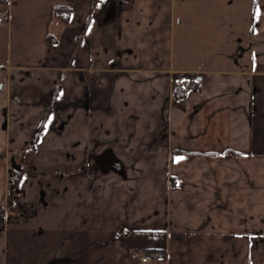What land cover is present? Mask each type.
Segmentation results:
<instances>
[{"label": "crops", "instance_id": "0c3cea01", "mask_svg": "<svg viewBox=\"0 0 264 264\" xmlns=\"http://www.w3.org/2000/svg\"><path fill=\"white\" fill-rule=\"evenodd\" d=\"M226 2L243 40L206 67L220 0L0 5V264H264V15Z\"/></svg>", "mask_w": 264, "mask_h": 264}, {"label": "trees", "instance_id": "16d2710c", "mask_svg": "<svg viewBox=\"0 0 264 264\" xmlns=\"http://www.w3.org/2000/svg\"><path fill=\"white\" fill-rule=\"evenodd\" d=\"M99 0H91L92 6L97 4ZM112 2H115L114 0ZM116 4V2H115ZM0 5L5 10V14H7V5L8 0H0ZM54 15L59 17L61 21H67L69 17V9L66 7H56L54 9ZM200 81H198L197 77L185 73H175L172 76V84H171V94L173 99H179L183 97L189 89L198 88L200 85ZM42 131V125L39 127L38 132L36 134L35 139L40 137V133ZM25 164H17L16 162H12L9 165V188L6 194V205H10L11 202L15 199V197L19 193L18 183L21 177V174L24 170ZM3 207L0 205V226L3 225ZM142 253L150 255L155 258L157 261H163L165 259V250L164 249H145Z\"/></svg>", "mask_w": 264, "mask_h": 264}, {"label": "rangeland", "instance_id": "374dc122", "mask_svg": "<svg viewBox=\"0 0 264 264\" xmlns=\"http://www.w3.org/2000/svg\"><path fill=\"white\" fill-rule=\"evenodd\" d=\"M111 1H113V0H111ZM114 1L116 2V6L114 7L116 9L118 8L119 5H121V4L123 5L124 2H126V0H114ZM186 1H189V0H186ZM220 1H221V3L219 4L218 8H220L222 6L223 9L220 10V12H217V14L215 16V19L219 17L220 21H221V24L218 27H215V30L216 31L222 30L223 33H219L220 35L217 33L216 40H218V42H215V38H214L213 39V43L215 42V45L214 44L212 45V44L209 43L208 45H210L211 49L207 50V52L206 51L204 52L207 55H211V53H212L213 59H205V60H203V63H202V65L200 64V66L206 67L210 63L215 64L219 60L220 57L227 56L229 54L228 53L229 45L232 42L233 38L238 40V41H240V39L243 40V36L242 35H238V36L232 37L233 35H231V34H233V33L228 28V26L230 25L229 24L230 23L229 22L230 15L232 13H237V10L234 9L233 5H231L229 2H226V0H220ZM115 2H112V3L115 5ZM110 5H111V3H110ZM244 6L245 5H243V7L240 9L242 11H239V15H240V17L242 19L241 20L242 23L245 25L244 30L247 32L248 27H249L248 24H249V22L251 20V8H250V6H247V9H246V8H244ZM109 9H110V6H108L107 11ZM107 11H106V13H107ZM106 13H105V16H106ZM0 14H4L3 11L2 12L0 11ZM111 18L107 19V20L104 18V20L105 21H109V20H111ZM240 32H243V28H242V30ZM230 48H231V45H230ZM241 48H243V45L241 46ZM235 52H236V50H235ZM244 55L246 57V60H248L247 52ZM237 63L239 64V66H242V62H239V61L236 62V64H234V65H237ZM221 65L227 66V65H230V64H225L224 59H221ZM191 66L192 67L194 66V62H191V63L187 64V67H191Z\"/></svg>", "mask_w": 264, "mask_h": 264}, {"label": "built area", "instance_id": "2783aa9c", "mask_svg": "<svg viewBox=\"0 0 264 264\" xmlns=\"http://www.w3.org/2000/svg\"><path fill=\"white\" fill-rule=\"evenodd\" d=\"M261 6H262V13L264 15V0H257ZM4 18L0 17V22L3 21ZM19 157L21 160H25L26 159V153L25 152H22L19 154ZM139 260L141 263H150V262H153L155 260V258L151 257L150 255H147L145 253H141L139 255Z\"/></svg>", "mask_w": 264, "mask_h": 264}, {"label": "water", "instance_id": "95a60500", "mask_svg": "<svg viewBox=\"0 0 264 264\" xmlns=\"http://www.w3.org/2000/svg\"><path fill=\"white\" fill-rule=\"evenodd\" d=\"M114 11H115L114 5L111 4L110 9H109V10L107 11V13H106L105 19H106V20H107V19H110V18L113 16Z\"/></svg>", "mask_w": 264, "mask_h": 264}]
</instances>
